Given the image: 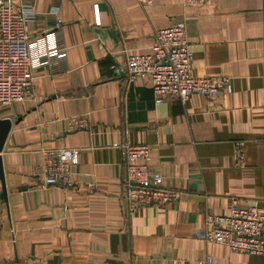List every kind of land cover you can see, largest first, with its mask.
I'll list each match as a JSON object with an SVG mask.
<instances>
[{
	"label": "crops",
	"instance_id": "1",
	"mask_svg": "<svg viewBox=\"0 0 264 264\" xmlns=\"http://www.w3.org/2000/svg\"><path fill=\"white\" fill-rule=\"evenodd\" d=\"M28 1L30 40L42 36L50 54L32 68L29 95L0 104L11 122L0 264H197L209 254L213 264H264V254L205 237L206 217L227 214L230 198L264 206V0ZM177 20L193 50L191 75L229 77L231 92L156 102L148 75L127 81L115 68L150 52L155 32ZM124 143L150 146L149 168L175 199L129 209ZM63 147L79 149L74 184H43V150Z\"/></svg>",
	"mask_w": 264,
	"mask_h": 264
},
{
	"label": "built area",
	"instance_id": "2",
	"mask_svg": "<svg viewBox=\"0 0 264 264\" xmlns=\"http://www.w3.org/2000/svg\"><path fill=\"white\" fill-rule=\"evenodd\" d=\"M182 1L193 5L204 0ZM93 9L94 23L99 25L97 3ZM34 17L28 0L20 3L0 0V104L25 99L30 93L32 68L44 63L50 54L42 36L30 40L28 24ZM60 23L58 20L57 25ZM192 61L193 50L185 23L177 20L155 32L150 52L129 53L125 64L117 63L115 68L125 72L127 81L148 75L156 102L168 95L184 101L192 93L210 97L232 91L229 77L191 75ZM77 123L76 116L69 118L72 128ZM121 147L126 167L123 195L129 209L167 203L177 197L175 189L163 185L162 174L149 168L152 155L147 143H124ZM78 157L77 147L43 150V184L72 186L70 165L77 163ZM233 157L235 165L243 164L244 140L234 141ZM205 237L226 245L231 251L264 254V206L240 207L234 197L230 198L227 214L206 217ZM213 263L210 254L197 260V264Z\"/></svg>",
	"mask_w": 264,
	"mask_h": 264
},
{
	"label": "water",
	"instance_id": "3",
	"mask_svg": "<svg viewBox=\"0 0 264 264\" xmlns=\"http://www.w3.org/2000/svg\"><path fill=\"white\" fill-rule=\"evenodd\" d=\"M10 119L8 118H0V179L2 181V188H3V194L4 197L6 198V186H5V179H4V173H3V165H2V160H1V150L6 138V135L9 131L10 128Z\"/></svg>",
	"mask_w": 264,
	"mask_h": 264
}]
</instances>
